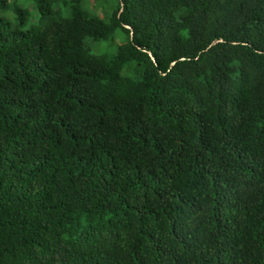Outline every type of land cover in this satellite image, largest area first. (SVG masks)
<instances>
[{
	"label": "trees",
	"instance_id": "obj_1",
	"mask_svg": "<svg viewBox=\"0 0 264 264\" xmlns=\"http://www.w3.org/2000/svg\"><path fill=\"white\" fill-rule=\"evenodd\" d=\"M82 1L0 0V264H264V0Z\"/></svg>",
	"mask_w": 264,
	"mask_h": 264
},
{
	"label": "rangeland",
	"instance_id": "obj_2",
	"mask_svg": "<svg viewBox=\"0 0 264 264\" xmlns=\"http://www.w3.org/2000/svg\"><path fill=\"white\" fill-rule=\"evenodd\" d=\"M15 1L17 5L27 9L30 13V22L36 24L38 22V13L35 8L33 0H11ZM82 7L91 13L99 15L104 21L111 22L112 13L115 8V4L112 0H83ZM69 12L67 9H62V16L67 17ZM0 16L12 25L15 22V15L11 8L0 9ZM123 41V35L120 30H116L113 39L94 41L86 39L85 44L89 52L93 55H110L116 51L117 45Z\"/></svg>",
	"mask_w": 264,
	"mask_h": 264
},
{
	"label": "water",
	"instance_id": "obj_3",
	"mask_svg": "<svg viewBox=\"0 0 264 264\" xmlns=\"http://www.w3.org/2000/svg\"><path fill=\"white\" fill-rule=\"evenodd\" d=\"M123 6V4L121 3V7ZM127 28H129V27H127Z\"/></svg>",
	"mask_w": 264,
	"mask_h": 264
}]
</instances>
